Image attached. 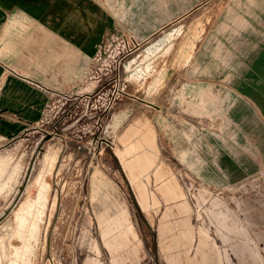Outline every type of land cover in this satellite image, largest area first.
<instances>
[{
  "label": "rangeland",
  "instance_id": "1",
  "mask_svg": "<svg viewBox=\"0 0 264 264\" xmlns=\"http://www.w3.org/2000/svg\"><path fill=\"white\" fill-rule=\"evenodd\" d=\"M187 20L143 51L126 35L110 36L79 72L81 87L54 94L31 129L0 146V264H172L159 225L187 216L209 242L188 264H264V168L236 184L191 182L156 133L154 165L118 153L149 127L180 58L175 49L189 47ZM142 117L145 126L123 141ZM217 210L232 222L221 225Z\"/></svg>",
  "mask_w": 264,
  "mask_h": 264
},
{
  "label": "crops",
  "instance_id": "2",
  "mask_svg": "<svg viewBox=\"0 0 264 264\" xmlns=\"http://www.w3.org/2000/svg\"><path fill=\"white\" fill-rule=\"evenodd\" d=\"M187 17L189 47L175 49L180 58L167 69L161 85L168 89L148 112L149 127L118 153L154 165L156 133L191 182L236 184L255 176L264 168V0H0V146L31 129L54 94L81 87L79 72L111 34L128 36L143 51ZM139 100L142 108L149 102ZM143 118L123 141L145 126ZM137 190L147 206L145 184ZM214 214L223 226L232 222L229 211ZM159 233L172 264H188L209 246L190 216L162 222Z\"/></svg>",
  "mask_w": 264,
  "mask_h": 264
},
{
  "label": "built area",
  "instance_id": "3",
  "mask_svg": "<svg viewBox=\"0 0 264 264\" xmlns=\"http://www.w3.org/2000/svg\"><path fill=\"white\" fill-rule=\"evenodd\" d=\"M111 36H117V34H111ZM100 55H101V47H98V49H97V51H96V53H95L93 58L94 59H98L100 57Z\"/></svg>",
  "mask_w": 264,
  "mask_h": 264
}]
</instances>
